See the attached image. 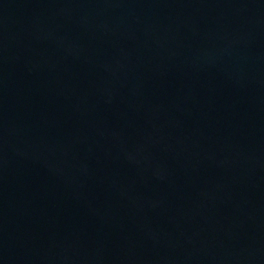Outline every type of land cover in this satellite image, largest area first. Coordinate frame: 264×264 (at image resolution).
Masks as SVG:
<instances>
[{
  "label": "water",
  "instance_id": "95a60500",
  "mask_svg": "<svg viewBox=\"0 0 264 264\" xmlns=\"http://www.w3.org/2000/svg\"><path fill=\"white\" fill-rule=\"evenodd\" d=\"M0 264H264V0H0Z\"/></svg>",
  "mask_w": 264,
  "mask_h": 264
}]
</instances>
